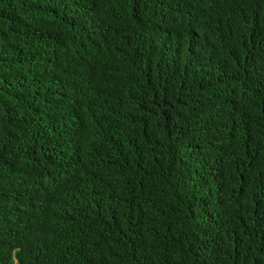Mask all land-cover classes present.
<instances>
[{"label":"trees","instance_id":"obj_1","mask_svg":"<svg viewBox=\"0 0 264 264\" xmlns=\"http://www.w3.org/2000/svg\"><path fill=\"white\" fill-rule=\"evenodd\" d=\"M0 264H264V0H0Z\"/></svg>","mask_w":264,"mask_h":264}]
</instances>
